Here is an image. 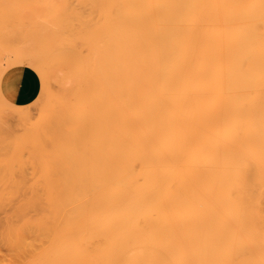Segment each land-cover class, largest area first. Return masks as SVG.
<instances>
[{
    "label": "bare ground",
    "instance_id": "6f19581e",
    "mask_svg": "<svg viewBox=\"0 0 264 264\" xmlns=\"http://www.w3.org/2000/svg\"><path fill=\"white\" fill-rule=\"evenodd\" d=\"M59 1L0 47L69 60V114L0 134V264H264V0Z\"/></svg>",
    "mask_w": 264,
    "mask_h": 264
},
{
    "label": "rangeland",
    "instance_id": "374dc122",
    "mask_svg": "<svg viewBox=\"0 0 264 264\" xmlns=\"http://www.w3.org/2000/svg\"><path fill=\"white\" fill-rule=\"evenodd\" d=\"M51 2L58 4L60 1L10 0L0 3V47L3 51L11 53L22 49L31 57L41 53L43 44L35 27L45 25L42 33L47 32L49 36L52 19L47 13L53 5ZM28 60L16 62L0 74V99L8 103L0 100V134L4 135L3 138L14 140L45 122L48 116L44 111L57 96L63 98L69 114V60L52 52L45 59L46 75ZM26 168L29 182L32 168L30 165ZM146 255L149 260V253Z\"/></svg>",
    "mask_w": 264,
    "mask_h": 264
}]
</instances>
